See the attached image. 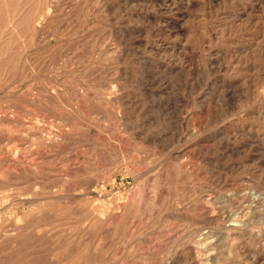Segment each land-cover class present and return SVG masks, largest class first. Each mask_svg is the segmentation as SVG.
I'll return each instance as SVG.
<instances>
[{"label": "rangeland", "instance_id": "obj_1", "mask_svg": "<svg viewBox=\"0 0 264 264\" xmlns=\"http://www.w3.org/2000/svg\"><path fill=\"white\" fill-rule=\"evenodd\" d=\"M0 264H264V0H0Z\"/></svg>", "mask_w": 264, "mask_h": 264}, {"label": "bare ground", "instance_id": "obj_2", "mask_svg": "<svg viewBox=\"0 0 264 264\" xmlns=\"http://www.w3.org/2000/svg\"><path fill=\"white\" fill-rule=\"evenodd\" d=\"M172 2V1H171ZM154 3V2H153ZM166 8V7H165ZM173 8V7H172ZM176 12V11H175ZM169 14V13H168ZM176 30V29H175ZM170 83V82H169ZM157 85V84H156ZM155 87V86H154ZM253 199H259L260 198V195L259 194H253Z\"/></svg>", "mask_w": 264, "mask_h": 264}]
</instances>
